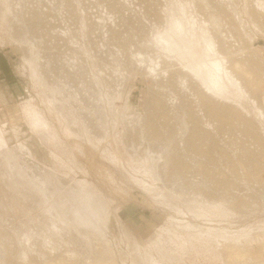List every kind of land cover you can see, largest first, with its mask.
<instances>
[{
  "label": "rangeland",
  "instance_id": "1",
  "mask_svg": "<svg viewBox=\"0 0 264 264\" xmlns=\"http://www.w3.org/2000/svg\"><path fill=\"white\" fill-rule=\"evenodd\" d=\"M262 100L264 0H0V264H264Z\"/></svg>",
  "mask_w": 264,
  "mask_h": 264
},
{
  "label": "bare ground",
  "instance_id": "2",
  "mask_svg": "<svg viewBox=\"0 0 264 264\" xmlns=\"http://www.w3.org/2000/svg\"><path fill=\"white\" fill-rule=\"evenodd\" d=\"M263 24V23H262ZM240 67V66H239ZM262 102L264 103V100H262ZM262 108V107H261ZM196 120V119H195ZM197 128V126L195 125L194 126V131L193 132H191V134H189V139H188V141H187V147H188V149L190 148L189 147V144H192L193 142H197V141H199V138H198V136H195V132L196 131H198V128ZM206 129V128H205ZM191 130V128H189V131ZM199 133H200V141H202V142H205V141H210V140H207L208 138H206V137H204L203 136V134H202V131H198ZM194 133V134H193ZM199 133H198V135H199ZM206 138V139H205ZM205 139V140H204ZM189 150H191V149H189ZM247 150V149H246ZM195 151V150H194ZM193 151V152H194ZM191 152V151H190ZM192 152V153H193ZM247 152V151H246ZM195 153H198V151H195ZM172 155V154H171ZM199 155V154H198ZM176 158V159H175ZM175 158H174V164L176 165V166H184L183 168H190V165H191V163H190V165L189 164H187L186 162H184V161H179V159H177V156H175ZM185 159V158H184ZM192 160H196V163L199 165V168L201 167V168H203L204 169V167H203V164L201 163L200 164V161L201 160H199V158H196V159H194V157L193 158H191ZM202 159V158H201ZM178 160V161H177ZM187 160V159H186ZM178 162V163H177ZM190 162V161H189ZM250 165V164H249ZM256 166V165H255ZM206 169V168H205ZM204 171V170H203ZM251 171V170H250ZM235 172V171H234ZM234 172H232V173H234ZM207 173H209L208 171H207ZM210 173H211V171H210ZM209 173V174H210ZM213 174V173H212ZM215 174V173H214ZM235 174V173H234ZM237 174H238V172H237ZM212 176V175H211ZM251 176V175H250ZM249 176V177H250ZM253 176V175H252ZM231 178V177H230ZM250 179H251V177H250ZM264 249V248H263ZM230 254V253H229ZM234 255V254H233ZM239 255V254H238ZM226 256V255H225ZM228 258V257H227ZM224 259V258H223ZM238 263V262H237Z\"/></svg>",
  "mask_w": 264,
  "mask_h": 264
}]
</instances>
